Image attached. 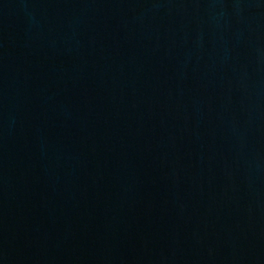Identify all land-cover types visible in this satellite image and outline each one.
Instances as JSON below:
<instances>
[{
  "label": "water",
  "instance_id": "95a60500",
  "mask_svg": "<svg viewBox=\"0 0 264 264\" xmlns=\"http://www.w3.org/2000/svg\"><path fill=\"white\" fill-rule=\"evenodd\" d=\"M0 264H264V0H0Z\"/></svg>",
  "mask_w": 264,
  "mask_h": 264
}]
</instances>
